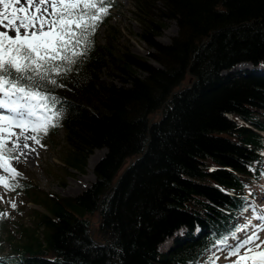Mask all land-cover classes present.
<instances>
[{"label":"trees","instance_id":"obj_1","mask_svg":"<svg viewBox=\"0 0 264 264\" xmlns=\"http://www.w3.org/2000/svg\"><path fill=\"white\" fill-rule=\"evenodd\" d=\"M134 1L144 39L165 17L178 23L171 43L158 47L163 68L126 52L114 65L127 78L107 84L99 79L106 47L94 34L91 50L58 78L66 166L81 171L92 149L108 151L96 182L77 196L26 183L43 208L32 226L17 223L18 237L8 231L14 241L3 264H190L235 227L241 176L264 150L257 131L264 128V79L219 87L218 74L240 60H264V0ZM143 68L141 78L135 70ZM151 112L161 114L152 123ZM127 157L134 163L119 174ZM201 224L213 235L158 251L180 226Z\"/></svg>","mask_w":264,"mask_h":264},{"label":"snow or ice","instance_id":"obj_2","mask_svg":"<svg viewBox=\"0 0 264 264\" xmlns=\"http://www.w3.org/2000/svg\"><path fill=\"white\" fill-rule=\"evenodd\" d=\"M111 4L112 0H0V169L22 177L5 163V156L18 159L23 155L15 152L20 144L14 128H30L33 135L25 136V140L40 144L52 128L59 126L64 109L58 107L62 100L54 94L56 87L63 86L58 78L70 73L91 50L94 34ZM5 134L17 137L13 148L7 147ZM260 177L264 178V170ZM4 186L12 190L22 187L18 180ZM249 207L255 219L264 221V208L253 203L244 211ZM239 232L247 235L240 239L236 235ZM262 234L264 225L249 220L232 234L237 241L234 245L227 236L215 240V245H222L221 251L227 249L229 259L235 257L231 264H264ZM218 260L213 254L206 264H217Z\"/></svg>","mask_w":264,"mask_h":264},{"label":"rangeland","instance_id":"obj_3","mask_svg":"<svg viewBox=\"0 0 264 264\" xmlns=\"http://www.w3.org/2000/svg\"><path fill=\"white\" fill-rule=\"evenodd\" d=\"M114 7L111 9V18L108 22L99 28L97 41L103 47V65L99 71V79L108 83L119 85L122 79H126L119 70L116 69L114 62L121 58L126 52L141 58L145 64L154 68H163V64L158 53L159 46L168 45L171 43L174 36L178 33V23L176 19L164 18V26L160 27L155 34H151L150 41L142 38L143 25L136 18V7L133 0H112ZM159 4V3H158ZM51 10V9H50ZM138 17V16H137ZM111 52V55L107 51ZM147 69L135 70L136 75L143 78L148 75ZM129 85V84H128ZM176 92V91H175ZM152 117V116H151ZM159 114L153 115V120H156ZM154 122V121H153ZM19 135L20 148L15 149L16 153L22 152L16 162L20 168L24 170L26 177L35 183L41 191H49L62 196H76L90 187L96 181L95 167L105 154L104 147H96L87 155V164L83 170H77L73 167L66 166L64 157L67 151V134L64 128L56 129L52 135L47 134L40 144H36L33 140H25V136H32L31 129H22L16 127L13 129ZM17 139L16 136L9 138L5 134V140L8 148H13V142ZM29 145L28 148L24 144ZM34 149V150H32ZM7 164V162H5ZM130 159H127L122 168L130 166ZM124 169H122L123 171ZM0 177L4 179L9 177V172L0 169ZM252 187L260 193V198H264V179L260 182H254ZM0 209H3L8 215L6 229L15 231V222L22 221L27 226H32L33 216L36 209L43 207L37 202L35 203L30 197H24L20 194H15L0 188ZM16 204L13 208L12 203ZM259 208H264V200L257 203ZM251 220L254 225H264V221L255 219V214L250 210L243 214V221ZM258 222V223H257ZM6 229L0 227V253L8 250V242ZM249 232L251 229L248 230ZM247 233L242 232L241 237ZM264 235V234H262ZM168 243L165 241L161 247L166 248ZM223 248V247H221ZM217 250L216 256L219 257L217 264H227L232 262L233 258H228L227 249Z\"/></svg>","mask_w":264,"mask_h":264},{"label":"bare ground","instance_id":"obj_4","mask_svg":"<svg viewBox=\"0 0 264 264\" xmlns=\"http://www.w3.org/2000/svg\"><path fill=\"white\" fill-rule=\"evenodd\" d=\"M22 2H23V0H22ZM231 264V263H230Z\"/></svg>","mask_w":264,"mask_h":264}]
</instances>
